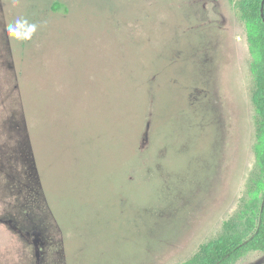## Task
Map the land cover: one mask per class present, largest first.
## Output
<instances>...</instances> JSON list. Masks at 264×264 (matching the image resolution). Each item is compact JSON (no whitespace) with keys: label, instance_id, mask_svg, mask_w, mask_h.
<instances>
[{"label":"rangeland","instance_id":"rangeland-1","mask_svg":"<svg viewBox=\"0 0 264 264\" xmlns=\"http://www.w3.org/2000/svg\"><path fill=\"white\" fill-rule=\"evenodd\" d=\"M241 5L0 0V264H195L227 223L253 235L264 0Z\"/></svg>","mask_w":264,"mask_h":264},{"label":"trees","instance_id":"trees-1","mask_svg":"<svg viewBox=\"0 0 264 264\" xmlns=\"http://www.w3.org/2000/svg\"><path fill=\"white\" fill-rule=\"evenodd\" d=\"M243 17L256 22L261 17V0H242ZM259 36L250 38L252 54L255 57L254 71L257 73V88L253 103L258 115V144L255 153L261 172L264 173V22ZM232 223L226 224V231L219 237L203 244L195 257V264H229L249 250L264 251V201L260 209L259 224L251 237L239 231Z\"/></svg>","mask_w":264,"mask_h":264}]
</instances>
